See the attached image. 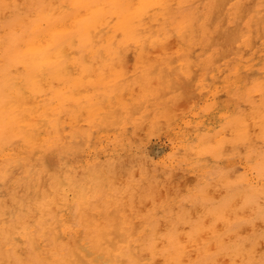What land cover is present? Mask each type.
Segmentation results:
<instances>
[{"label": "rangeland", "instance_id": "obj_1", "mask_svg": "<svg viewBox=\"0 0 264 264\" xmlns=\"http://www.w3.org/2000/svg\"><path fill=\"white\" fill-rule=\"evenodd\" d=\"M122 1L0 0V264H264V0ZM30 34L43 39L31 63Z\"/></svg>", "mask_w": 264, "mask_h": 264}, {"label": "bare ground", "instance_id": "obj_2", "mask_svg": "<svg viewBox=\"0 0 264 264\" xmlns=\"http://www.w3.org/2000/svg\"><path fill=\"white\" fill-rule=\"evenodd\" d=\"M7 1H8V0H7ZM49 1H50V0H49ZM106 1H107V0H106ZM121 1H122V0H121ZM154 1H155V0H154ZM164 1H165V0H164ZM214 1H216V0H214ZM218 1H219V0H218ZM250 1H251V0H250ZM36 2H37V1H36ZM99 2H100V0H99ZM111 2H112V1H111ZM122 2H123V1H122ZM128 2H129V0H128ZM156 2H157V1H156ZM221 2H222V1H221ZM17 3H18V1H17ZM52 3H53V1H52ZM76 3H77V2H76ZM100 3H101V2H100ZM170 3H172V2H170ZM191 3H192V2H191ZM213 3H214V2H213ZM216 3H217V1H216ZM39 4H41V3H39ZM73 4H74V3H73ZM103 4H104V3H103ZM105 4H107V3H105ZM127 4H128V3H127ZM154 4H156V3H154ZM154 4H153V5H154ZM163 4H164V3H163ZM219 4H220V3H219ZM60 5H61V4H60ZM89 5H90V4H89ZM99 5H102V3L99 4ZM107 5H108V4H107ZM107 5H106V6H107ZM160 5H161V3H160ZM217 5H218V3H217ZM221 5H222V4H221ZM238 5H239V4H238ZM249 5H250V4H249ZM28 6H29V5H28ZM33 6H34V5H33ZM41 6H42V5H41ZM76 6H77V5H76ZM76 6H75V7H76ZM82 6H83V5H82ZM87 6H88V5H87ZM129 6H130V5H129ZM129 6H128V8H129ZM198 6H199V5H198ZM240 6H241V5H239V7H240ZM19 7H20V6H19ZM30 7H31V6H30ZM38 7H39V6H38ZM60 7H61V6H60ZM85 7H86V6H85ZM125 7H126V6H125ZM150 7H151V6H149V8H150ZM214 7H215V6H214ZM218 7H220V6H218ZM218 7H215V9H216V8L218 9ZM241 7H243V6H241ZM26 8H28V7H26ZM41 8H42V7H41ZM79 8H81V7H79ZM112 8H113V7H112ZM138 8H139V7H138ZM151 8H152V7H151ZM151 8H150V10H151ZM260 8H261V7H260ZM28 9H29V8H28ZM30 9H31V8H30ZM30 9H29V10H30ZM33 9H35V8H33ZM54 9H55V8H54ZM91 9H92V8H91ZM103 9H104V7H103ZM129 9H130V8H129ZM212 9H213V7H212ZM237 9H238V8H237ZM241 9H242V8H241ZM241 9L239 10V11H240V12H239V13H240V16H238L239 19H240V17L242 18L241 11H242V13H243V9H242V10H241ZM19 10H20V9H19ZM48 10H49V8H48ZM48 10H47V11H48ZM55 10H56V9H55ZM55 10H54V11H55ZM76 10H77V8H76ZM147 10H148V9H147ZM260 10H261V9H260ZM17 11H18V10H17ZM20 11H21V10H20ZM54 11H53V12H54ZM62 11H63V9H62ZM80 11H81V10H80ZM157 11H158V10H157ZM211 11H212V10H211ZM237 11H238V10H237ZM262 11H263V9H262ZM22 12H23V11H22ZM37 12H38V11H37ZM43 12H44V11H43ZM45 12H46V11H45ZM45 12H44V13H45ZM60 12H61V11H60ZM69 12H71V11H69ZM69 12H68V13H69ZM85 12H87V11H85ZM145 12H146V11H145ZM145 12H144V14H145ZM152 12H153V11H152ZM154 12H155V11H154ZM213 12H216L215 14L218 13L217 10H216V11L213 10L212 13H213ZM219 12H220V11H219ZM16 13H17V12H16ZM61 13H62V12H61ZM68 13H65V14L69 15ZM19 14H20V13H19ZM19 14H18V15H19ZM23 14H24V13H23ZM39 14H42V13H39ZM46 14H47V13H46ZM116 14H117V13H116ZM119 14H121V13H119ZM63 15H64V14H63ZM84 15H85V14H84ZM101 15H102V14H101ZM193 15H194V14H193ZM236 15H238V14H236ZM141 16H142V15H141ZM144 16H145V15H144ZM170 16H171V15H170ZM170 16H169V17H170ZM207 16H208V15H207ZM211 16H215L214 13H213V15L211 14ZM234 16H235V15H234ZM259 16H260V12H259ZM13 17H14V14H13ZM34 17H35V16H34ZM40 17H42V16H40ZM51 17H52V16H51ZM53 17H54V16H53ZM58 17H59V16H58ZM68 17H69V16H68ZM99 17H100V13H98V12H96V11H91V12H90V14L88 15L86 21L83 22V24L81 23L82 25L80 26V29L82 30L83 34H85V33H86V34H87V33L90 34L91 31L94 30V29L97 27V25H98V21H99ZM130 17H131V16H130ZM9 18H10V17H9ZM30 18H31V17H30ZM38 18H39V17H38ZM70 18H71V17H70ZM79 18H80V17H79ZM106 18H107V17H106ZM142 18H143V17H142ZM155 18H156V17H155ZM206 18H207V17H206ZM216 18H218V17H216ZM219 18H220V17H219ZM262 18H263V17H262ZM66 19H67V18H66ZM104 19H105V18H104ZM135 19H136V18H135ZM138 19H139V18H138ZM145 19H146V18H145ZM153 19H154V18H153ZM165 19H166V18H165ZM179 19H180V18H179ZM209 19H210V18H209ZM235 19H236V18H235ZM20 20H21V19H20ZM28 20H30V19H28ZM31 20H32V18H31ZM34 20H35V19H34ZM71 20L73 21V19H71ZM71 20H70V21H71ZM75 20H76V19H75ZM101 20H103V19H101ZM105 20H106V19H105ZM136 20H137V19H136ZM139 20H140V19H139ZM169 20H170V19H169ZM206 20H207V19H206ZM210 20H211V19H210ZM212 20H213V17H212ZM215 20H217V19H215ZM4 21H5V20H4ZM21 21H22V20H21ZM35 21H36V20H35ZM35 21H34V22H35ZM76 21H77V20H76ZM80 21H81V20H80ZM113 21H114V20H113ZM137 21H138V20H137ZM213 21H214V20H213ZM2 22H3V21H2ZM52 22H53V21H52ZM63 22H64V21H63ZM65 22H66V21H65ZM99 22H100V21H99ZM115 22H116V21H115ZM133 22H134V21H133ZM159 22H160V21H159ZM223 22H224V20H223ZM18 23H20V22H18ZM50 23H51V22H50ZM50 23H49V24H50ZM60 23H61V22H60ZM72 23H73V22H72ZM109 23H110V22H109ZM125 23H126V22H125ZM150 23H151V22H150ZM153 23H154V22H153ZM210 23H211V21H210ZM16 24H17V23H16ZM43 24H44V22H43ZM47 24H48V23H47ZM47 24H46V25H47ZM49 24H48V25H49ZM58 24H59V23H58ZM74 24H75V22H74ZM127 24H128V23H127ZM146 24H147V23H146ZM173 24H174V23H173ZM2 25H3V24H2ZM23 25H25V24H23ZM31 25H32V23H31ZM40 25H41V24H40ZM71 25H72V24H70L69 26H71ZM76 25H78V24H76ZM150 25H151V24H150ZM207 25H208V23H207ZM222 26H223V25H222ZM2 27H3V26H2ZM6 27H7V26H6ZM9 27H10V26H9ZM11 27H12V26H11ZM13 27H14V26H13ZM18 27H19V25H18ZM26 27H27V26H26ZM28 27H29V26H28ZM33 27H34V26H33ZM64 27H65V26H64ZM241 27H242V26H241ZM3 28H5V26H4ZM14 28H15V27H14ZM51 28H52V27H51ZM59 28H60V27H59ZM66 28H68V27H66ZM73 28H74V27H73ZM133 28H134V27H133ZM140 28H141V27H140ZM164 28L166 29V27H164ZM167 28H168V27H167ZM185 28H186V27H185ZM190 28L192 29V27H190ZM217 28H218V27H217ZM217 28H216V29H217ZM219 28H220V27H219ZM42 29H43V28H42ZM56 29H58V28H56ZM102 29H103V27H102ZM128 29H129V28H128ZM128 29H127V30H128ZM240 29H241V28H240ZM20 30H21V29H20ZM50 30H51V29H50ZM50 30H49V31H50ZM145 30H146V29H145ZM214 30H215V29H214ZM219 30H220V29H219ZM25 31H26V30H25ZM47 31H48V30H47ZM76 31H77V29H75V32H76ZM163 31H164V30H163ZM209 31H210V30H209ZM226 31H227V30H226ZM51 32H52V30H51ZM67 32H68V31H67ZM67 32H66V33H67ZM77 32H78V31H77ZM80 32H81V31H80ZM127 32H128V31H127ZM192 32H194V31L192 30ZM41 33H42V31H41ZM47 33H48V32H47ZM64 33H65V32H64ZM64 33H63V34H64ZM94 33H95V32H94ZM116 33H117V32H116ZM124 33H125V32H124ZM124 33H123V34H124ZM183 33H184V32H183ZM187 33H188V32H187ZM211 33H212V32H211ZM216 33H217V32H215V34H216ZM6 34H7V33H6ZM67 34H68V33H67ZM70 34H71V33H70ZM185 34H186V33H185ZM193 34H195V33H193ZM193 34H192V35H193ZM205 34H206V33H205ZM218 34H219V33H218ZM250 34H252V32H251ZM258 34H259V33H258ZM24 35H25V34H24ZM42 35H43V33H42ZM44 35H46V34H44ZM56 35H57V34H56ZM79 35H80V34H79ZM79 35H78V36H79ZM171 35H173V34H171ZM210 35L212 36V34H210ZM226 35H227V33H226ZM57 36H58V35H57ZM69 36H70V35H69ZM81 36H82V35H81ZM92 36H94V35L92 34ZM114 36H116V34H115ZM122 36H123V35H122ZM134 36H136V35H134ZM184 36H185V35H184ZM193 36H194V35H193ZM206 36H207V35H206ZM208 36H209V35H208ZM211 36H209V37H211ZM227 36H229V35H227ZM227 36H226V37H227ZM4 37H5V36H4ZM52 37H53V36H52ZM55 37H56V36H55ZM59 37H60V36H59ZM65 37H66V36H65ZM129 37H130V36H129ZM151 37H152V36H151ZM154 37H156V36H154ZM252 37H253V36H252ZM5 38H6V37H5ZM53 38H54V37H53ZM57 38H58V37H56V39H57ZM135 38H136V37H135ZM2 39H3V38H2ZM2 39H1V41H2ZM54 39H55V38H54ZM70 39H71V38H70ZM82 39H83V38H82ZM97 39H98V38H97ZM104 39H105V38H104ZM127 39H128V38H127ZM137 39H138V38H137ZM153 39H154V38H153ZM153 39H152V40H153ZM163 39H164V38H163ZM169 39H170V38H169ZM230 39H232V38H230ZM233 39L236 40L235 38H233ZM47 40H48V39H47ZM128 40H129V39H128ZM144 40H145V39H144ZM208 40H209V38H208ZM210 40L212 41V39H210ZM42 41H43V39L41 38V35H39V36H34V37L31 38V34H30L29 41H28L27 44H26V45L28 46V48H29V51L27 52V53H28L27 56L24 55V60H25V61H30V63H31L32 59H33V61H35L34 58L36 59V57H37L36 55H38L39 53H41V52H39L37 49H38V47L42 44ZM49 41H51V40H49ZM71 41H72V40H71ZM116 41H117V40H116ZM136 41H137V40H136ZM164 41H165V40H164ZM227 41H230V40L228 39ZM231 41H233V40H231ZM7 42H8V41H7ZM53 42H54V41H53ZM60 42H61V41H60ZM60 42H59V43H60ZM68 42H69V41H68ZM76 42H77V41H76ZM85 42H86V41H85ZM89 42H90V41H89ZM106 42H107V41H106ZM251 42H252V41H251ZM48 43H49V42H48ZM57 43H58V42H57ZM65 43H67V41H66ZM79 43H80V42H79ZM91 43H92V42H91ZM144 43H145V42H144ZM228 43H229V42H228ZM7 44H8V43H7ZM23 44H24V43H23ZM55 44H56V43L54 42V45H55ZM60 44H61V43H60ZM76 44H77V43H76ZM123 44H124V43H123ZM142 44H143V43H142ZM166 44H168V43H164V47H165ZM229 44H230V43H229ZM51 45H52V44H51ZM51 45H50V43H49V46H51ZM83 45H84V44H83ZM208 45H209V44H208ZM248 45H249V44H248ZM70 46H72V45L70 44ZM70 46H69V47H70ZM90 46H91V44H90ZM143 46H144V45H143ZM159 46H160V45H159ZM159 46H158V47H159ZM167 46H170V45L168 44ZM194 46H195V45H194ZM45 47H46V45H45ZM65 47H66V46H65ZM65 47H63V48H65ZM67 47H68V46H67ZM80 47H81V46H80ZM99 47H100V46H99ZM105 47H106V46H105ZM129 47H130V46H129ZM156 47H157V46H156ZM156 47H155V48H156ZM158 47H157V48H158ZM238 47H240V46H238ZM47 48H48V47H47ZM73 48H74V47H73ZM78 48H79V47H78ZM142 48H143V47H142ZM159 48H160V47H159ZM168 48H169V47H168ZM20 49H21V48H20ZM42 49H43V48H42ZM80 49H81V48H80ZM91 49H92V48H91ZM202 49H204V48H202ZM52 50H55V49H52ZM52 50H51V51H52ZM57 50H58V48H57ZM62 50H64V49H62ZM105 50H106V49H105ZM112 50H113V49H112ZM118 50H119V49H118ZM156 50H157V49H156ZM191 50H192V49H191ZM204 50H205V49H204ZM42 51H43V50H42ZM70 51H71V50H70ZM97 51H98V50H97ZM115 51H116V50H115ZM143 51H144V50H143ZM152 51H153V49H152ZM158 51H159V49H158ZM206 51H207V50H206ZM17 52L19 53L18 49L15 50L14 53H17ZM53 52H54V51H53ZM60 52H62V51H59V53H60ZM98 52H99V51H98ZM100 52H101V51H100ZM105 52H106V51H105ZM116 52H117V51H116ZM130 52H131V51H130ZM219 52H220V51H219ZM44 53H45V52H44ZM64 53H67V51H66V52L63 51V54H64ZM92 53H93V52H92ZM106 53H107V52H106ZM109 53H110V51H109ZM144 53H146V52H144ZM144 53H142L143 56H144ZM45 54H46V53H45ZM45 54H43V55L41 54V55H42V58H41V61H42V62H44V60H46V55H47V54H46V55H45ZM49 54H50V53H49ZM53 54H54V53H53ZM121 54H122V53H121ZM121 54H120V55H121ZM211 54H212V53H211ZM226 54H228V53H226ZM64 55H65V54H64ZM64 55H63V56H64ZM70 55H71V54H70ZM72 55H73V54H72ZM116 55H117V54H116ZM128 55H129V54H128ZM138 55H139V54H138ZM149 55H151V54L149 53ZM52 56H53V55H52ZM63 56H62V57H63ZM82 56H83V55H82ZM98 56H99V55H98ZM101 56H102V55H101ZM106 56H107V55H106ZM140 56H141V55H140ZM145 56H146V55H145ZM147 56H148V55H147ZM210 56H211V55H210ZM99 57H100V56H99ZM52 58H53V57H52ZM63 58H64V57H63ZM100 58H101V57H100ZM112 58H113V57H112ZM118 58H119V57H118ZM125 58H126V57H125ZM142 58H143V57H142ZM213 58H214V56H213ZM213 58H211V59H213ZM37 59H38V58H37ZM53 59H54V58H53ZM67 59H68V58H67ZM93 59H94V58H93ZM150 59H151V58H150ZM218 59H219V58H218ZM2 60H3V59H2ZM2 60L0 59V61H2ZM85 60H86V59H85ZM94 60H95V59H94ZM146 60H147V58H146ZM170 60H175V59L173 58V59H170ZM25 61H24V62H25ZM66 61H67V60H66ZM82 61H83V60H82ZM142 61H143V60H142ZM186 61H187V59H186ZM24 62H23V63H24ZM37 62H38V61H37ZM83 62H84V61H83ZM170 62H171V61H170ZM11 63H12V62H11ZM32 63H33V62H32ZM70 63H71V62H70ZM91 63H92V62H91ZM97 63H98V62H97ZM145 63H146V62H145ZM172 63H174V61L171 62V65H172ZM71 64H73V63H71ZM85 64H86V63H85ZM85 64H84V65H85ZM169 64H170V63H169ZM40 65H41V64H40ZM40 65H39V67H40ZM66 65H67V63H66ZM76 65H77V64H76ZM84 65H82V66H84ZM128 65H129V64H128ZM22 66H23V65H22ZM44 66H46V65H44ZM63 66H64V65H63ZM82 66H81V67H82ZM153 66H154V65H153ZM159 66H160V65H159ZM169 66H170V65H169ZM10 67H11V66H10ZM14 67H15V66H14ZM37 67H38V65H37ZM47 67H48V66H47ZM52 67H53V66H52ZM66 67H67V66H66ZM86 67H87V65H86ZM121 67H122V66H121ZM160 67H161V66H160ZM163 67H164V66H163ZM40 68H41V67H40ZM155 68L157 69V67L154 66V69H155ZM169 68H170V67H169ZM11 69H12V67H11ZM13 69H14V68H13ZM36 69H37V68H36ZM60 69H61V68H60ZM63 69H64V68H63ZM63 69H61V70H63ZM66 69H67V68H66ZM69 69H70V68H69ZM89 69H90V68H89ZM125 69H126V68H125ZM127 69H128V68H127ZM154 69H153V70H154ZM156 69H155V70H156ZM5 70H6V69H5ZM23 70H24V69H23ZM40 70H41V69H40ZM43 70H44V69H43ZM151 70H152V69H151ZM155 70H154V72L152 71V73H156ZM159 70H160V69H159ZM159 70H157V71H159ZM161 70H162V69H161ZM164 70H167V69H164ZM16 71H17V70H16ZM54 71H56V69H55ZM89 71H91V70H89ZM92 71H93V70H92ZM52 72H53V70H52ZM64 72H65V71H64ZM69 72H70V71H69ZM75 72H76V71H75ZM79 72H80V71H79ZM101 72H102V71H101ZM105 72H106V71H105ZM0 73H1V72H0ZM12 73H13V72H12ZM12 73H11V74H12ZM18 73H19V72H18ZM20 73H21V72H20ZM36 73H37V71H36ZM50 73H51V68H50ZM103 73H104V72H103ZM150 73H151V72H150ZM150 73H149V75H151ZM2 74H3V73H2ZM8 74H9V73H8ZM47 74H48V73H47ZM80 74H81V73H80ZM156 74H157V73H156ZM161 74H162L161 76H162L164 79L167 78L166 76H163V75L165 74V72H163V73H161ZM172 74H173V73H172ZM31 75H32V74H31ZM173 75H174V74H173ZM8 76H9V75H8ZM10 76H11V75H10ZM17 76H18V75H17ZM17 76H16V77H17ZM23 76H24V75H23ZM32 76H33V75H32ZM49 76H50V75H49ZM62 76H63V75H62ZM67 76H68V75H67ZM89 76H90V75H89ZM135 76H136V75H135ZM175 76H176V75H175ZM181 76H182V74H181ZM0 77H1V76H0ZM35 77H36V76H35ZM53 77H54V76H53ZM77 77H78V76H77ZM77 77H76V78H77ZM79 77H80V76H79ZM83 77H85V76H83ZM83 77H82V78H83ZM158 77L161 78V81H163L162 77L157 76V78H158ZM179 77H180V75H179ZM12 78H13V77H12ZM24 78H26V77H24ZM56 78H57V77H56ZM85 78H86V77H85ZM99 78H100V77H99ZM159 78H158V80H159ZM181 78H182V77H181ZM9 79H10V78H9ZM35 79H36V78H35ZM90 79H91V78H90ZM121 79H122V78H121ZM127 79H128V78H127ZM153 79H154V77H153ZM18 80H19V79H18ZM55 80H56V79H55ZM58 80H60V77H59ZM91 80H92V79H91ZM97 80H99V79H97ZM115 80H116V79H115ZM117 80H118V79H117ZM165 80H167V79H165ZM7 81H8V80H7ZM21 81H22V80H21ZM36 81H37V80H36ZM56 81H57V80H56ZM63 81H64V80H63ZM74 81H75V80H74ZM77 81H79V80H77ZM77 81H76V82H77ZM83 81H84V80H83ZM92 81H93V80H92ZM159 81H160V80H159ZM167 81H168V80H167ZM37 82H38V81H37ZM65 82H66V80H65ZM76 82H75V83H76ZM87 82H88V81H87ZM150 82H151V81H150ZM163 82H164V81H163ZM165 82H166V81H165ZM22 83H23V82H22ZM22 83H21V84H22ZM40 83H41V82H40ZM46 83H47V82H46ZM50 83H51V82H50ZM167 83H168V82H167ZM9 84H10V82H9ZM31 84H32V82H31ZM13 85H14V84H13ZM37 85H38V84H37ZM42 85H43V84H42ZM71 85L74 86V84H73L72 82H71ZM80 85H81V84H80ZM80 85H79V86H80ZM82 85H83V84H82ZM163 85H164V84H163ZM17 86H19V85H17ZM51 86H52V85H51ZM64 86H66V85H64ZM166 86H167V84H166ZM12 87H13V86H12ZM34 87H35V86H34ZM60 87H61V86H60ZM74 87H75V86H74ZM163 87H164V86H163ZM1 88H2V87H1ZM19 88H20V86H19ZM32 88H33V87H32ZM63 88H64V87H63ZM63 88H62V89H63ZM69 88H70V87H69ZM82 88H83V87H82ZM10 89H11V88H10ZM10 89H9V90H10ZM33 89H34V88H33ZM35 89H37V88H35ZM59 89H61V88H59ZM59 89H58V90H59ZM71 89H72V88H71ZM94 89H95V88H94ZM161 89H162V88H161ZM165 89H166V88H165ZM97 90H98V89H97ZM97 90H96V91H97ZM111 90H112V89H111ZM3 91H4V90H3ZM21 91H22V90H21ZM55 91H56V90H55ZM68 91H70V90H68ZM72 91H73V90H72ZM164 91H165V90H164ZM246 91H247V90H246ZM16 92H17V91H16ZM18 92H19V91H18ZM23 92H24V91H23ZM36 92H37V90H36ZM51 92H52V91H51ZM84 92H86V91H84ZM106 92H107V91H106ZM162 92H163V90H162ZM8 93H9V92H8ZM21 93H22V92H21ZM57 93H58V92H57ZM72 93L74 94V92H72ZM72 93H71V94H72ZM91 93H92V92H91ZM104 93H105V92H104ZM13 94H14V93H13ZM49 94H50V93H49ZM53 94H54V93H53ZM55 94H56V93H55ZM55 94H54V96H55ZM58 94H59V93H58ZM79 94H80V92H79ZM84 94H85V93H84ZM86 94L88 95V93H86ZM86 94H85V95H86ZM121 94H122V93H121ZM124 94H125V93H124ZM97 95H98V94H97ZM162 95H163V94H162ZM1 96H2V95H1ZM23 96H24V95H23ZM52 96H53V95H52ZM67 96L69 97L70 94L67 95ZM78 96H79V95H78ZM112 96H113V95H112ZM68 97H67V98L64 97V98L68 100ZM76 97H77V95H76ZM84 97H85V96H84ZM94 97H95V96H94ZM1 98H2V97H1ZM64 98H62V99H64ZM16 99H17V98H16ZM28 99H29V98H28ZM9 100H10V99H9ZM20 100H21V99H20ZM24 100L27 102V99H24ZM29 100H30V99H29ZM49 100H50V98H49ZM103 100H104V99H102V101H103ZM17 101L21 103V101H19L18 99H17ZM37 101H38V100H37ZM73 101H74V100H73ZM86 101H87V100H86ZM4 102H5V101H4ZM7 102H8V101H7ZM64 102H65V100H64ZM75 102H76V101H75ZM77 102H78V101H77ZM88 102H89V101H88ZM94 102H95V101H94ZM27 103H28V102H27ZM57 103H61V102L58 101ZM102 103H103V102H102ZM136 103H137V102H136ZM11 104H13V103H11ZM18 104H19V103H18ZM56 105H57V104H56ZM2 106H3V105H2ZM8 107H9V106H8ZM77 107H78V106H77ZM80 107H81V104H80ZM130 107H131V106H130ZM135 107H136V106H135ZM58 108H59V106H58ZM132 108L134 109V107H132ZM0 109H1V108H0ZM74 109H75V108H74ZM115 109H117V108H115ZM133 109H132V111H133ZM138 109H139V108H138ZM8 110H10V109H8ZM71 110H73V109H71ZM80 110H82V109H80ZM134 110H136V109H134ZM1 111H3V110H1ZM5 111H6V109H5ZM5 111H4V112H5ZM73 111H74V110H73ZM112 111H113V110H112ZM130 111H131V109H130ZM76 112H77V111H76ZM116 112H117V111H116ZM7 113H8V112H7ZM28 113H29V112H28ZM47 113H48V112H47ZM98 113H99V112H98ZM113 113H115V111H113ZM132 113H133V112H132ZM136 113H138V112H136ZM70 114H72V113H70ZM1 115H2V114H1ZM22 115H23V114L21 113L20 116H22ZM105 115H106V114H105ZM2 116H3V115H2ZM2 116H0V118H1ZM4 116H6V115H4ZM13 116H14V115H13ZM17 116H18V115H17ZM17 116H16V117H17ZM74 116H75V114H74ZM74 116H73V117H74ZM109 116H110V114H109ZM75 117H76V116H75ZM2 118H3V117H2ZM14 118H15V117H14ZM14 118H13V119H14ZM36 118H37V117H36ZM39 118H40V117H39ZM76 118H77V117H76ZM102 118H103V117H101V119H102ZM32 119H33V118H32ZM40 119H41V118H40ZM73 119H74V118H73ZM103 119H104V118H103ZM119 119H120V118L117 119V122H118ZM35 120H38V119H35ZM111 120H113L112 123L115 122V121H114L115 119H110V121H111ZM5 121H6V120H5ZM9 121H10V120H9ZM11 121L13 122L14 120H11ZM36 122H37V121H36ZM44 122H45V121H44ZM0 123H1V122H0ZM42 123H43V119H42L41 124H42ZM115 123H116V122H115ZM5 124H8V123H5ZM10 124H12V123H10ZM14 124H15V123H14ZM41 124H40V125H41ZM43 124H44V123H43ZM43 124H42V125H43ZM42 125H41V126H42ZM45 125H46V124H45ZM106 125H107V124H106ZM39 127H40V126H39ZM63 127H64V125H63ZM7 129H8V128H7ZM32 129H33V128H32ZM8 130H9V129H8ZM240 131H241V130H240ZM4 132H5V131H4ZM14 133H15V132H14ZM17 133H19V132H17ZM20 133H21V132H20ZM76 133H77V132H76ZM37 135H38V134H37ZM76 135H78V133H77ZM20 136H23V134L20 135ZM29 136H30V134H29ZM64 136H65V134H64ZM77 137H78V136H77ZM90 137H91V136H90ZM19 138H21V137H19ZM84 138H85V137H84ZM84 138H83V139H84ZM60 139H61V137H60ZM71 139H72V138H71ZM12 140H13V139H12ZM33 140H34V139H33ZM64 140H65V139H64ZM74 140H75V139H74ZM83 141H84V140H83ZM70 142H71V141H70ZM8 143H9V142H8ZM34 143H35V142H34ZM5 144H6V143H5ZM30 144H31V143H30ZM57 144H58V143H57ZM57 144H56V145H57ZM1 145H2V144H1ZM1 145H0V146H1ZM56 145H55V146H56ZM12 146H13V144H12ZM29 146H30V145H29ZM29 146H28V147H29ZM80 146H82V145H80ZM263 146H264V145H263ZM1 147H3V146H1ZM61 147H62V146H61ZM258 147H259V146H258ZM260 147H261V146H260ZM260 147H259V149H260ZM9 148H10V147H9ZM74 148H77V147H74ZM249 148H250V147H249ZM254 148H255V147H254ZM20 149H22V148H20ZM78 149H79V148H78ZM23 150H24V149H23ZM68 150H69V149H68ZM252 150H253V149H252ZM256 150H257V149H256ZM76 151H77V150H76ZM253 151H254V150H253ZM72 152H73V151H72ZM257 152H258V151H257ZM257 152H256V153H257ZM3 153H4V151H3ZM6 153H7V152H6ZM64 153H65V152H64ZM4 154H5V153H4ZM7 154H8V153H7ZM39 154H40V153H39ZM0 157L2 158V156H0ZM254 157H255V156H254ZM137 158H139V157L137 156ZM3 159H4V158H3ZM21 159H22V158H21ZM7 160H8V159H7ZM14 160H15V159H14ZM41 160H42V159H41ZM141 160H142V159H141ZM144 160H145V159H144ZM9 161H10V160H9ZM95 161H96V160H95ZM102 161H103V160H102ZM15 162H16V160H15ZM136 162H137V161H136ZM9 163H10V162H9ZM11 163H12V161H11ZM36 163H37V162H36ZM43 163H44V162H43ZM129 163H130V162H129ZM15 164H16V163H15ZM20 164H21V163H20ZM38 164H39V163H38ZM94 164H95V163H94ZM107 164H108V163H107ZM109 164H110V163H109ZM9 165H10V164H9ZM18 165H19V164H18ZM18 165H17V167H18ZM39 165H40V164H39ZM39 165H38V166H39ZM44 165H45V164H44ZM84 165H85V164H84ZM96 165H97V164H96ZM133 165H134V164H133ZM34 166H35V165H34ZM38 166H37V167H38ZM81 166H82V165H81ZM204 166H205V165H204ZM0 167H1V166H0ZM10 167H11V166H10ZM21 167H22V166H21ZM25 167H26V166H25ZM44 167H45V166H44ZM56 167H57V166H56ZM64 167H65V166H64ZM64 167H63V168H64ZM129 167H130V166H129ZM8 168H9V167H7V169H8ZM19 168H20V167H19ZM65 168H66V167H65ZM73 168H74V167H73ZM7 169H6V170H7ZM43 169H44V168H43ZM56 169H57V168H56ZM60 169H61V168H60ZM70 169H71V168H70ZM111 169H113V168H111ZM214 169H215V168H214ZM0 170H1V169H0ZM12 170L14 171L15 169L13 168ZM12 170H10V171L12 172ZM29 170H30V169H29ZM46 170H49V169H46ZM57 170H58V169H57ZM65 170H66V169H65ZM76 170H77V169H76ZM143 170H144V168H143ZM206 170H207V169H206ZM39 171H40V170H39ZM58 171H59V170H58ZM60 171H61V170H60ZM60 171H59V173H60ZM68 171H69V170H68ZM82 171H83V170H82ZM116 171H117V169H116ZM146 171H147V170H146ZM146 171H145V172H146ZM213 171H214V170H213ZM3 172H4V171H3ZM11 172L8 173V174H11ZM28 172H29V171H28ZM66 172H67V171H66ZM112 172H113V171H112ZM41 173H42V171H41ZM68 173H70V172H68ZM68 173H67V175H68ZM72 173H73V172H72ZM77 173H78V171H77ZM114 173H115V171H114ZM114 173H113V174H114ZM132 173L134 174V172H132ZM146 173H147V172H146ZM8 174H7L6 176H10V175H8ZM12 174H13V172H12ZM39 174H40V173H39ZM82 174H83V173H82ZM16 175H17V174H16ZM43 175H44V173H43ZM53 175H54V174H53ZM62 175H63V174H62ZM107 175H108V174H107ZM110 175H111V174H110ZM216 175H217V174H216ZM2 176H3V175H2ZM35 176H36V174H35ZM74 176H75V175H74ZM132 176H133V175H132ZM18 177H19V176H18ZM40 177H41V176H40ZM42 177H43V176H42ZM60 177H61V176H60ZM114 177H115V175H114ZM235 177H236V176H235ZM235 177H234V178H235ZM0 178H1V177H0ZM8 178H10V177H8ZM67 178H68V177H67ZM69 178H70V177H69ZM206 178H207V177H206ZM75 179H76V178H75ZM96 179H98V177H97ZM144 179H146V178H144ZM232 179H233V178H232ZM21 180H22V179H21ZM43 180H44V179H43ZM43 180H42V181H43ZM60 180H61V178H60ZM69 180H70V179H69ZM154 180H155V182H156V179H154ZM198 180H199V179H198ZM204 180H205V179H204ZM0 181H1V180H0ZM47 181H48V180H47ZM57 181H58V180H56V181H54V182H57ZM67 181H68V180H67ZM67 181H66V182H67ZM72 181H73V180H72ZM202 181H203V180H202ZM24 182H25V181H24ZM32 182H33V181H32ZM52 182H53V180H52ZM115 182H116V181H115ZM27 183H29V182H27ZM39 183H40V182H39ZM141 183H143V181H141ZM214 183H217V181H216V182L214 181ZM240 183H241V182H240ZM245 183H246V182H245ZM0 184H2V183L0 182ZM34 184H35V182H34ZM43 184H44V183H43ZM43 184H42V185H43ZM54 184H55V183H54ZM103 184H104V183H103ZM113 184H114V181H113ZM130 184L132 185V183H130ZM139 184H140V183H139ZM18 185H19V184H18ZM61 185H62V184H61ZM68 185H69V184H68ZM89 185H90V184H89ZM186 185H187V184H186ZM189 185H190V184H189ZM218 185H219V184H218ZM27 186H28V185H27ZM87 186H88V185H87ZM103 186H104V185H103ZM117 186H118V185H117ZM128 186H129V185H128ZM138 186H139V185H138ZM219 186H220V185H219ZM20 187H21V185H20ZM29 187H30V186H29ZM34 187H36V185H35ZM51 187H52V186H51ZM84 187H85V186H84ZM210 187H211V186H210ZM38 188H39V187H38ZM45 188H46V187H45ZM71 188H72V187H71ZM182 188H183V186H182ZM27 189H29V188H27ZM74 189H76V188H74ZM78 189H79V188H78ZM117 189H118V188H117ZM168 189H169V187H168ZM215 189H216V188H215ZM218 189H220V188H218ZM18 190H19V189H18ZM54 190H55V189H54ZM60 190H61V189H60ZM72 190H73V189H72ZM82 190H83V189H82ZM118 190H119V189H118ZM149 190H150V189H149ZM183 190H184V189H183ZM208 190H209V189H208ZM222 190H223V189H222ZM1 191H2V190H1ZM13 191H14V190H13ZM22 191H23V190H22ZM36 191H37V190H36ZM41 191H43V190H41ZM45 191H47V190H45ZM85 191H86V190H85ZM121 191H122V189H121ZM161 191H162V190H161ZM176 191H178V189H177ZM181 191H182V190H181ZM216 191H217V190H216ZM219 191H220V190H219ZM16 192H17V191H16ZM27 192H28V191H27ZM34 192H35V191H34ZM75 192H76V191H75ZM81 192H83V191H81ZM206 192L208 193V191H206ZM223 192H224V191H223ZM3 193H5V192H3ZM12 193H14V192H12ZM108 193H109V192H108ZM149 193H150V192H149ZM154 193H155V192H154ZM177 193H178V192H177ZM189 193H190V192H189ZM196 193L199 194V192H196ZM27 194H28V193H27ZM38 194H39V193H38ZM47 194H50V193L47 192ZM67 194H68V193H67ZM74 194H75V193H74ZM74 194H73V196H75ZM77 194H78V192H77ZM79 194H80V193H79ZM85 194H87V193H85ZM119 194H120V193H119ZM217 194H219V193H217ZM6 195H7V194H6ZM62 195H63V194H62ZM87 195H88V194H87ZM111 195H112V194H111ZM132 195H133V197H134V194H132ZM186 195H188V194H186ZM224 195H225V192H224ZM3 196H4V195H3ZM12 196H13V195H12ZM27 196H28V195H27ZM124 196H125V195H124ZM138 196H139V195H138ZM144 196H145V195H144ZM19 197H20V196H19ZM19 197H18V198H19ZM23 197H24V196H23ZM51 197H52V196H51ZM57 197H60V196H57ZM62 197H63V196H62ZM110 197H111V196H110ZM185 197H186V196H185ZM216 197H217V196H216ZM261 197H262V196H261ZM45 198H46V197H45ZM69 198H70V197H69ZM76 198H77V197H76ZM78 198H79V197H78ZM78 198H77V199H78ZM80 198H81V197H80ZM104 198H105V197H104ZM188 198H189V197H188ZM240 198H241V197H240ZM4 199H5V198H4ZM14 199H15V198H14ZM16 199H17V198H16ZM57 199H58V198H57ZM60 199H61V198H60ZM71 199H72V198H71ZM77 199H76V200H77ZM113 199H114V198H113ZM122 199H123V198H122ZM132 199H133V198H132ZM234 199H235V198H234ZM5 200H6V199H5ZM42 200H43V199H42ZM48 200H50V199H48ZM54 200H55V199H54ZM68 200H69V199H68ZM73 200H74V199H73ZM90 200H91V199H90ZM163 200H164V199H163ZM187 200H188V199H187ZM27 201H28V199H27ZM50 201H51V200H50ZM74 201H75V200H74ZM103 201H104V200H103ZM107 201H108V200H107ZM131 201H132V200H131ZM131 201H130V202H131ZM145 201H146V200H145ZM161 201H162V200H161ZM191 201H192V200H191ZM259 201H260V200H259ZM12 202H13V201H12ZM15 202H16V201H15ZM45 202H46V201H45ZM61 202H62V201H61ZM61 202H60V203H61ZM86 202H87V201H86ZM86 202H85V203H86ZM118 202H119V201H118ZM183 202H185V201H183ZM215 202H216V201H215ZM4 203H5V201H4ZM33 203H34V202H33ZM42 203H44V201H43ZM60 203H59V204H60ZM83 203H84V202H83ZM123 203H124V202H123ZM125 203H126V202H125ZM131 203H132V202H131ZM133 203H134V202H133ZM190 203H192V202H190ZM194 203H195V202H194ZM17 204H18V203H17ZM63 204H64V203H63ZM116 204H117V203H116ZM164 204H165V203H164ZM12 205H13V204H12ZM14 205H15V203H14ZM20 205H21V204H20ZM38 205H39V204H38ZM47 205H49V204H47ZM56 205H57V204H56ZM65 205H66V204H65ZM99 205H100V204H99ZM166 205H167V204H166ZM179 205H180V204H179ZM208 205H209V204H208ZM1 206H2V205H1ZM5 206H6V205H5ZM8 206H9V205H8ZM29 206H30V205H29ZM44 206H45V205H44ZM60 206H61V205H60ZM96 206H97V205H96ZM130 206H131V205H130ZM134 206H135V205H134ZM141 206H142V204H141ZM199 206H200V205H199ZM13 207H14V206H13ZM45 207H46V206H45ZM45 207H44V208H45ZM51 207H52V206H51ZM79 207H80V206H79ZM99 207H100V206H99ZM165 207H166V206H165ZM167 207H168V206H167ZM196 207H197V206H196ZM196 207H195V208H196ZM200 207H201V206H200ZM200 207H199V208H200ZM5 208H6V207H5ZM24 208H25V207H24ZM46 208H47V207H46ZM48 208H49V207H48ZM97 208H98V207H97ZM97 208H96V209H97ZM113 208H114V207H113ZM160 208H161V207H160ZM160 208H159V209H160ZM173 208H174V207H173ZM173 208H172V209H173ZM177 208H178V207H177ZM182 208H183V207H182ZM184 208L186 209V207H184ZM199 208H197L196 210H198ZM245 208H246V207H244V209H245ZM52 209H53V208H52ZM81 209H82V208H81ZM123 209H124V208H123ZM191 209H192V208H191ZM200 209H201V208H200ZM200 209H199V210H200ZM246 209H247V208H246ZM246 209H245V210H246ZM23 210H24V209H23ZM30 210H31V209H30ZM40 210H41V209H40ZM50 210H51V209H50ZM82 210H83V209H82ZM126 210H127V209H126ZM126 210H124L125 213L127 212ZM164 210H165V209H164ZM261 210H262V209H261ZM79 211H80V210H79ZM86 211H87V210H86ZM171 211H172V210H171ZM174 211H175V210H174ZM203 211H204V209H203ZM3 212H4V211H3ZM75 212H76V211H75ZM82 212H83V211H82ZM114 212H115V211H114ZM153 212H154V211H153ZM188 212H189V211H188ZM237 212H240V211H237ZM4 213H5V212H4ZM21 213H22V212H21ZM23 213H24V212H23ZM40 213H41V212H40ZM91 213H92V212H91ZM120 213H122V211H120ZM164 213H165V212H164ZM180 213H181V212H180ZM201 213H202V212H201ZM201 213H200V214H201ZM248 213H250V212H248ZM49 214H50V213H49ZM72 214H73V213H72ZM92 214H93V213H92ZM110 214H112V213H110ZM122 214H123V213H122ZM189 214H190V213H189ZM238 214H241V213H238ZM243 214H245V213H243ZM243 214H242V215H243ZM253 214H254V213H253ZM28 215H29V214H28ZM28 215H27V216H28ZM50 215H51V214H50ZM105 215H106V214H105ZM107 215H108V214H107ZM115 215H116V217H118L116 213H115ZM185 215H186V214H185ZM211 215H212V214H211ZM254 215H255V214H254ZM12 216H13V215H12ZM38 216H39V215H38ZM131 216H132V214H131ZM131 216H129V217H131ZM161 216H162V214H161ZM191 216H192V215H191ZM208 216H209V215H208ZM257 216H258V215H257ZM30 217H31V216H30ZM40 217H41V216H40ZM50 217H51V216H50ZM84 217H85V215H84ZM84 217H82V218H84ZM126 217H127V216H126ZM126 217H125V218H126ZM193 217H194V216H193ZM205 217H206V214H205ZM252 217H253V216H252ZM258 217H259V216H258ZM258 217H257V218H258ZM9 218H10V217H9ZM20 218H21V217H20ZM26 218H27V217H26ZM91 218H92V217H91ZM120 218H121V217H120ZM125 218H124V219H125ZM137 218H138V217H137ZM172 218H175V217H172ZM0 219H1V218H0ZM12 219H13V218H12ZM38 219H39V218H38ZM86 219H88V218H86ZM94 219H95V218H94ZM117 219H118V218H117ZM131 219H132V218H131ZM168 219H170V218H168ZM190 219H191V218H190ZM207 219H208V218H207ZM50 220H51V219H50ZM120 220H121V219H120ZM122 220H123V219H122ZM170 220H171V219H170ZM194 220H195V219H194ZM194 220H193V221H194ZM205 220H206V218H205ZM17 221H18V220H17ZM46 221H47V220H46ZM114 221H115V219H114ZM118 221H119V220H118ZM131 221H132V220H131ZM155 221H156V220H155ZM158 221H160V219H159ZM185 221H186V220H185ZM40 222H41V221H40ZM42 222H43V221H42ZM111 222H112V221H111ZM111 222H110V224H111ZM116 222H117V221H116ZM119 222H120V221H119ZM119 222H118V223H119ZM132 222H133V221H132ZM153 222H154V221H153ZM153 222H152V223H153ZM246 222H248V221L246 220ZM35 223H36V222H35ZM74 223H75V222H74ZM74 223H73V224H74ZM83 223H84V222H83ZM88 223H90V222L88 221ZM99 223H100V222H99ZM99 223H98V224H99ZM120 223H121V222H120ZM126 223H127V222H126ZM158 223L160 224V222H158ZM188 223H189V222H188ZM188 223H186V224H188ZM218 223H219V222H218ZM241 223H242V222H241ZM258 223H259V222H258ZM36 224H37V223H36ZM39 224H40V223H39ZM90 224H91V223H90ZM113 224L116 225L115 222H114ZM127 224H129V223H127ZM164 224H165V223H164ZM180 224H181V222H180ZM186 224H185V225H186ZM191 224H192V223H191ZM219 224H220V223H219ZM221 224H222V223H221ZM256 224H257V223H255L254 225H256ZM260 224H261V222H260ZM260 224H259V225H260ZM13 225H14V224H13ZM40 225H41V224H40ZM65 225H66V224H65ZM75 225H77V224H75ZM75 225H74V226H75ZM80 225H81V224H80ZM87 225H88V224H87ZM144 225H146V224L144 223ZM148 225H149V224H148ZM152 225H155V224H152ZM9 226H10V225H9ZM72 226H73V225H72ZM84 226H85V225H84ZM96 226H97V225H96ZM122 226H123V225H122ZM134 226H135V225H134ZM134 226H132V230H133V227H134ZM158 226H159V225H158ZM158 226H157V228H158ZM169 226H170V225H169ZM223 226H224V225H223ZM223 226H222V227H223ZM245 226H246V225H245ZM257 226H258V225H257ZM2 227H3V226H2ZM23 227H24V226H23ZM25 227H26V226H25ZM46 227H47V226H46ZM60 227H61V226H60ZM183 227H184V226H183ZM218 227H219V226H218ZM232 227H233V226H232ZM249 227H250V226H249ZM33 228H34V227H33ZM51 228H52V227H51ZM66 228H67V227H66ZM112 228H113V227H112ZM124 228H125V227H124ZM141 228H142V227H141ZM141 228H140V229H141ZM144 228H145V227H144ZM164 228H165V227H164ZM186 228H187V227H186ZM240 228H241V227H240ZM250 228H251V227H250ZM6 229H7V228H6ZM15 229H16V228H15ZM21 229H22V228H21ZM26 229H27V228H26ZM30 229H32V228H30ZM109 229H110V228H109ZM159 229H160V228H159ZM201 229H202V228H201ZM207 229H208V228H207ZM209 229H210V228H209ZM209 229H208V230H209ZM218 229H219V228H218ZM255 229H256V228H255ZM28 230H29V229H28ZM50 230H51V229H50ZM115 230L117 231V228H115ZM120 230H121V229H119V231H120ZM125 230H126V229H125ZM222 230H223V229H222ZM240 230H241V229H240ZM259 230H260V229H259ZM22 231H23V230H22ZM86 231H87V230H86ZM98 231H99V230H98ZM111 231H114V229H111L110 232H111ZM160 231H161V230H160ZM182 231H183V230H182ZM200 231H201V230H200ZM205 231H206V230H205ZM245 231H246V230H245ZM64 232H65V230H64ZM89 232H90V231H89ZM101 232H102V233H101ZM101 232H99V234L101 233V236H102V234H103L104 231H101ZM105 232H106V231H105ZM107 232H108V234H110V233H109V230H108ZM121 232H122V231H121ZM184 232H185V231H184ZM208 232H209V231H208ZM208 232H207V233H208ZM225 232H226V230H225ZM248 232H249V231H248ZM41 233H42V232H41ZM44 233H45V232H44ZM52 233H53V232H52ZM59 233H60V232H59ZM86 233H87V232H86ZM112 233H113V232H112ZM114 233H115V232H114ZM114 233H113V234H114ZM128 233H129V231H128ZM182 233H183V232H182ZM207 233H203V236H204V234H207ZM213 233H214V232H213ZM239 233H240V232H239ZM262 233H263V232H262ZM8 234H9V233H8ZM8 234H7V235H8ZM19 234H20V233H19ZM39 234H40V233H39ZM46 234H47V233H46ZM46 234H45V235H46ZM106 234H107V233H106ZM106 234H105V235H106ZM120 234H121V233H120ZM133 234H134V233H133ZM133 234H132V235H133ZM179 234H180V233H179ZM183 234H185V233H183ZM199 234H200V233H199ZM211 234H212V233H211ZM221 234H222V233H221ZM15 235H16V234H15ZM23 235H24V234H23ZM30 235H31V234H30ZM50 235H51V234H50ZM53 235L55 236V233H53ZM186 235H187V233H186ZM186 235H185V238H186ZM232 235H233V234H232ZM255 235H257V234H255ZM5 236H6V235H5ZM27 236H28V235H27ZM48 236H49V235H48ZM110 236H111V235H110ZM119 236H120V235H119ZM177 236H179V235H177ZM193 236H194V235H193ZM201 236H202V235H201ZM241 236H242V235H241ZM243 236H244V235H243ZM29 237H30V236H29ZM33 237H34V236H33ZM43 237H44V235H43ZM73 237H74V235H73ZM86 237H87V236H86ZM132 237H133V236H132ZM180 237H182V236H180ZM229 237H230V235H229ZM231 237H233V236H231ZM246 237H247V236H246ZM257 237H258V236H257ZM11 238H12V237H11ZM22 238H23V237H22ZM56 238L59 239L60 237H56ZM92 238H93V237H92ZM101 238H102V237H101ZM104 238H105V236H104ZM113 238H116V237H113ZM117 238H118V237H117ZM117 238H116V239H117ZM215 238H216V237H215ZM248 238H249V237H248ZM1 239H3V238H1ZM29 239H30V238H29ZM29 239H28V240H29ZM31 239H33V241H35L34 238H31ZM50 239H51V238H50ZM61 239H62V238H61ZM71 239H72V238H71ZM73 239H74V238H73ZM110 239H112V238H110ZM164 239H165V238H164ZM180 239H181V238H180ZM190 239H191V238H190ZM196 239H197V238H196ZM216 239H217V238H216ZM216 239H215V240H216ZM224 239H225V238H224ZM229 239H230V238H229ZM239 239H240V238H239ZM251 239H253V238H251ZM4 240H6V239H4ZM51 240H52V239H51ZM55 240H56V239H55ZM55 240H54V241H55ZM105 240H107V239H105ZM112 240H114V239H112ZM197 240H198V239H197ZM204 240H205V239H204ZM226 240H227V239H226ZM31 241H32V240H31ZM75 241H76V240H75ZM91 241H92V240H91ZM100 241H101V239H100ZM103 241H104V239H103ZM107 241H108V240H107ZM110 241H111V240H110ZM118 241H119V240H118ZM118 241H117V242H118ZM135 241H136V240H135ZM181 241H182V240H181ZM242 241H243V240H242ZM252 241H253V240H252ZM259 241H260V240H259ZM17 242H18V241H17ZM27 242H28V241H27ZM69 242H70V241H69ZM84 242H85V241H84ZM101 242H102V241H101ZM108 242H109V241H108ZM120 242H121V241H120ZM184 242H185V241H184ZM188 242H189V239H188ZM229 242H230V241H229ZM8 243H9V242H8ZM15 243H16V242H15ZM18 243H19V242H18ZM25 243H26V242H25ZM32 243H33V242H32ZM43 243H44V242H43ZM67 243H68V242H67ZM106 243H107V242H106ZM122 243H123V241H122ZM134 243H135V242H134ZM134 243H133V244H134ZM158 243H159V242H158ZM165 243H167V242H165ZM197 243H198V242H197ZM201 243H202V242H201ZM214 243H215V242H214ZM223 243H224V242H223ZM232 243H233V242H232ZM243 243H244V242H243ZM247 243H248V242H247ZM3 244H4V243H3ZM29 244H30V243H29ZM33 244H34V243H33ZM69 244H70V243H69ZM100 244H101V243H100ZM102 244H103V242H102ZM102 244H101V245H102ZM107 244H108V243H107ZM128 244H129V243H128ZM128 244H127V246H128ZM145 244H146V242H145ZM160 244H161V243H160ZM185 244H186V243H185ZM206 244H207V242L205 243V245H206ZM260 244H261V243H260ZM119 245H120V244H119ZM148 245H149V244H148ZM157 245H158V244H157ZM207 245H208V244H207ZM210 245H211V244H210ZM220 245H221V244H220ZM262 245H263V244H262ZM31 246H33V245L31 244ZM35 246H36V244H35ZM129 246H130V245H129ZM131 246H132V245H131ZM185 246H186V245H185ZM190 246H191V245H190ZM208 246H209V245H208ZM221 246H222V245H221ZM246 246H247V245H246ZM248 246H249V244H248ZM4 247H5V246H4ZM43 247H44V246H43ZM68 247H69V246H68ZM68 247H67V248H68ZM103 247H104V246H103ZM108 247H109V246H108ZM133 247H134V246H133ZM195 247H196V246H195ZM203 247H204V246H203ZM230 247H231V246H230ZM256 247H257V246H256ZM15 248H16V247H15ZM46 248H47V247H46ZM72 248H73V247H72ZM72 248H71V249H72ZM99 248H100V247H99ZM109 248H110V247H109ZM109 248H108V249H109ZM123 248H124V246H123ZM126 248H127V247H126ZM192 248H193V247H192ZM209 248H210V246H209ZM224 248H225V247H224ZM237 248H238V247H237ZM247 248H248V247H247ZM259 248H261V247H259ZM43 249H45V248H43ZM96 249H97V248H96ZM103 249H104V248H103ZM108 249H107V250H108ZM111 249L113 250V248H111ZM115 249H117V248L115 247ZM115 249H114V250H115ZM119 249H120V248H119ZM130 249H131V248H130ZM188 249H189V248H188ZM188 249H187V250H188ZM195 249H196V248H195ZM198 249H199V248H198ZM242 249H243V248H242ZM244 249H245V248H244ZM244 249H243V251L245 252ZM248 249H249V248H248ZM248 249H246V250H248ZM256 249H258V248H256ZM26 250H27V249H26ZM54 250H55V249H54ZM65 250H66V248H65ZM120 250H121V249H120ZM141 250H142V249H141ZM189 250H190V249H189ZM1 251H2V249H1ZM72 251H73V250H72ZM72 251H71V252H72ZM80 251H81V250H80ZM110 251H111V250H110ZM170 251H171V250H170ZM192 251H193V250H192ZM211 251H212V249H211ZM225 251H226V250H225ZM228 251H229V250H228ZM232 251H235V250H232ZM232 251H231V252H232ZM241 251H242V250H241ZM260 251H261V250H260ZM11 252H12V251H11ZM14 252H15V251H14ZM28 252H29V249H28ZM93 252H94V251H93ZM115 252H116V251H115ZM132 252H133V251H132ZM157 252H158V251H157ZM171 252H173V251H171ZM198 252H199V251H198ZM221 252H224V251H221ZM236 252H238V251H236ZM244 252H243V253H244ZM263 252H264V251H263ZM37 253H38V252H37ZM56 253H57V251H56ZM111 253H112V252H111ZM127 253H129V252L127 251ZM135 253H136V252H135ZM142 253H143V252H142ZM154 253H155V252H154ZM186 253H187V252H186ZM192 253H193V252H192ZM243 253H242V254H243ZM249 253H251V252H249ZM249 253H248V254H249ZM259 253H260V252H259ZM74 254H75V253H74ZM76 254L78 255V253H76ZM76 254H75V255H76ZM107 254H108V253H107ZM109 254H110V253H109ZM119 254H120V253H119ZM147 254H148V253H147ZM147 254H145V255L147 256ZM195 254H196V253H195ZM229 254H230V252H229ZM234 254L237 255V253H234ZM10 255H11V254H10ZM17 255H18V254H17ZM20 255L23 256L22 254H20ZM33 255H34V254H33ZM97 255H98V254H97ZM99 255H100V254H99ZM99 255H98V256H99ZM105 255H106V254H105ZM149 255H150V254H149ZM149 255H148V256H149ZM158 255H159V253H158ZM188 255H190V257H191V254L188 253ZM202 255H203V254H202ZM225 255H226V254H225ZM246 255H247V254H246ZM260 255H261V254H260ZM13 256H14V255H13ZM121 256H122V255H121ZM126 256H127V255H126ZM136 256H137V255H136ZM238 256H239V255H238ZM16 257H17V256H16ZM16 257H15L14 259H16ZM44 257H45V256H44ZM61 257H62V256H61ZM108 257H109V256H108ZM131 257H132V256H131ZM228 257H229V255H228ZM231 257H233V256H231ZM235 257H236V256H235ZM235 257H234V258H235ZM243 257H244V256H243ZM247 257H248V256H247ZM257 257H258V256H257ZM32 258H33V256H32ZM59 258H60V257H59ZM62 258L65 259V257H62ZM72 258H75V257H72ZM80 258H81V257H80ZM80 258H79V261L81 260ZM94 258H95V257H94ZM99 258H100V257H99ZM104 258H105V257H104ZM173 258H175V257H173ZM196 258H197V257H196ZM226 258H227V257H226ZM76 259H77V257H76ZM135 259H136V258H135ZM139 259H140V257H139ZM143 259H145V258H143ZM158 259H159V258H158ZM158 259H156V260H157V261H156L157 264H158V261L161 260V259H159V260H158ZM162 259H163V258H162ZM167 259H168V258H167ZM182 259H183V258H182ZM192 259H194V258H192ZM192 259H191V260H192ZM222 259H223V258H222ZM231 259H232V258H231ZM48 260H50V259H48ZM55 260H56V259H55ZM55 260H54V261H55ZM68 260L71 261V259H68ZM83 260H84V259H83ZM83 260H82V261H83ZM99 260H100V259H99ZM126 260H127V258H126ZM133 260H134V259H133ZM172 260H173V259H172ZM202 260H203V259H202ZM207 260H208V258H207ZM213 260H214V259H213ZM213 260H212V262H213ZM224 260H226V259L224 258ZM235 260H236V259H235ZM240 260H241V259H240ZM65 261H66V260H65ZM74 261H75V260H74ZM84 261H85V260H84ZM93 261H94V260H93ZM105 261H106V260H105ZM182 261H183V260H182ZM209 261H210V260H209ZM220 261H221V260H220ZM230 261H231V260H230ZM262 261H264V260H262ZM32 262H33V261H32ZM46 262H47V261H46ZM51 262H52V261H51ZM55 262H56V261H55ZM108 262H110V261H108ZM108 262H107V263H108ZM114 262H116V261H114ZM136 262H137V260H136ZM156 262H155V263H156ZM172 262H173V261H172ZM200 262H201V261H200ZM245 262H246V261H245ZM259 262H261V261H259ZM259 262H258V263H259ZM15 263H16V262H15ZM36 263H38V262H36ZM58 263H59V262H58ZM61 263H62V262H61ZM66 263H67V262H66ZM93 263H94V262H93ZM98 263H99V262H98ZM98 263H95V264H98ZM129 263H131V262H129ZM129 263H128V264H129ZM169 263H170V262H169ZM185 263H186V262H185ZM213 263H214V262H213ZM213 263H212V264H213ZM224 263H225V262H224ZM19 264H20V263H19ZM21 264H22V263H21ZM33 264H34V263H33ZM51 264H52V263H51ZM59 264H60V263H59ZM62 264H63V263H62ZM71 264H72V263H71ZM75 264H76V263H75ZM79 264H81V263L79 262ZM99 264H100V263H99ZM109 264H111V263H109ZM189 264H190V263H189ZM204 264H205V263H204ZM206 264H207V261H206ZM239 264H240V263H239ZM244 264H245V263H244ZM253 264H254V263H253Z\"/></svg>", "mask_w": 264, "mask_h": 264}]
</instances>
